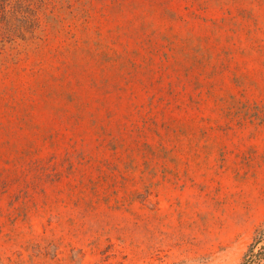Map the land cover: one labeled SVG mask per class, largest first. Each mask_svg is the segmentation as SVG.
Segmentation results:
<instances>
[{"label":"rangeland","instance_id":"rangeland-1","mask_svg":"<svg viewBox=\"0 0 264 264\" xmlns=\"http://www.w3.org/2000/svg\"><path fill=\"white\" fill-rule=\"evenodd\" d=\"M263 226L264 0H0V264H241Z\"/></svg>","mask_w":264,"mask_h":264},{"label":"trees","instance_id":"trees-1","mask_svg":"<svg viewBox=\"0 0 264 264\" xmlns=\"http://www.w3.org/2000/svg\"><path fill=\"white\" fill-rule=\"evenodd\" d=\"M258 246H260L259 250L254 253ZM257 259L258 262L264 263V226L256 231L241 264H253Z\"/></svg>","mask_w":264,"mask_h":264}]
</instances>
